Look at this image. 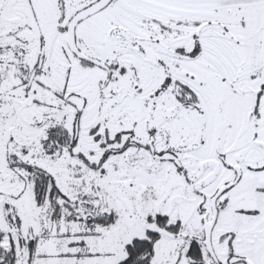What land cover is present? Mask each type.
Instances as JSON below:
<instances>
[{
	"label": "snow or ice",
	"instance_id": "6c2138e0",
	"mask_svg": "<svg viewBox=\"0 0 264 264\" xmlns=\"http://www.w3.org/2000/svg\"><path fill=\"white\" fill-rule=\"evenodd\" d=\"M0 264H264V0H0Z\"/></svg>",
	"mask_w": 264,
	"mask_h": 264
}]
</instances>
